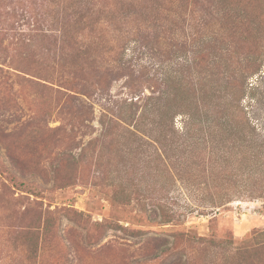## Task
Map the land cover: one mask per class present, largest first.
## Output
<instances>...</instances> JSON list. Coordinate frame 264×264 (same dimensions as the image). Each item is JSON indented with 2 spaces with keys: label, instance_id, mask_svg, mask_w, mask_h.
Instances as JSON below:
<instances>
[{
  "label": "rangeland",
  "instance_id": "rangeland-1",
  "mask_svg": "<svg viewBox=\"0 0 264 264\" xmlns=\"http://www.w3.org/2000/svg\"><path fill=\"white\" fill-rule=\"evenodd\" d=\"M193 17L207 18L197 45ZM0 59V264H242L243 249L264 260V0H0ZM200 88L221 109L217 129L172 117ZM65 92L93 119L71 120Z\"/></svg>",
  "mask_w": 264,
  "mask_h": 264
},
{
  "label": "trees",
  "instance_id": "trees-1",
  "mask_svg": "<svg viewBox=\"0 0 264 264\" xmlns=\"http://www.w3.org/2000/svg\"><path fill=\"white\" fill-rule=\"evenodd\" d=\"M187 1H188V4L192 5V7H195L196 4H199V0H187ZM190 17H191V15H190ZM204 22H207V18L196 19L193 17L192 24L189 25L190 27L194 28V32L192 33V38H194V44H196V45L198 43V41H197L198 35H201V32H199V29L202 30V32L205 31V26L203 25ZM191 31H192V29H191ZM243 34L247 35L246 32ZM44 35H48V31ZM246 37H248V36H246ZM81 47H82V50L85 53H87L91 49L92 45H91V43H89V44H86L85 48L83 46H81ZM124 47L122 48V54L125 53V51H126V48L124 49ZM201 55H202V49L194 48V52H193V56H192V59H193L192 62L194 63V65H196L198 63V61H200ZM0 61H1V59H0ZM9 68H11V67H9ZM260 68H261V65H260V63H258V61L256 59L251 60V61H247L244 64V66L242 68L243 80L240 82H236L235 83L236 85L233 84L234 87L237 88V92L239 94V97L237 98V100H235L234 103H231L232 104L231 109H230V111H232L231 116L232 115L236 116L237 113H243V109H242L240 103H241V100L243 99V97L245 96L246 91H247V88L245 85L246 81H247L248 77L258 73ZM11 69H13V68H11ZM16 71H17V69H16ZM8 73H10V72H6L3 68L0 67V84L3 83L2 79H10L9 77H5V74H8ZM13 75H15V78H17V80L20 79V80H24V81H30L31 84H39V85L41 84L37 81L26 78V77L21 76L19 74H13ZM12 82H16V81L12 80ZM16 83H19V82H16ZM41 85H44V84H41ZM52 90H54V89H52ZM55 91H57L59 93L62 92V91H60V90L58 91L56 89H55ZM75 94L76 93H74V94H70L68 92L63 93L65 100H63V102H62L63 103L62 104V110H64L66 112V114L68 115V117L71 118V120H76V121H79L82 124H84L85 121H90L93 119V111H92L93 108L86 101L79 99L78 96H76ZM85 97L89 99V97H87L86 95H85ZM188 103H190V102H185L183 104L184 107H182V108H180V105H178L179 106L178 110L176 112H173V115H172L173 119L177 115L183 114L186 117H188L187 119H188L189 123H193V122L198 123L199 122L201 130H203V128H204L205 121L206 120L208 121V119H212L213 128L217 129L218 121L220 119H222L219 116V113H221V109L218 110V107H219L218 103L215 104V102H212L211 100H209V97L207 96V92L205 91V89L200 88L198 90V95H197L195 101L193 102V107H192V105H189ZM202 108H204V111ZM201 112L205 113L204 115L206 118L202 119L196 115V113H201ZM215 121L217 122V125L215 124L216 123ZM197 123H196V127H199L197 125ZM52 132H62L63 134L66 135L67 131L65 130L64 127H61V128L54 129ZM162 156H163V160L166 164L167 170L170 171V167L167 163V160H165V158L169 159L168 152L165 148H164ZM1 175L2 174H0V178H1ZM56 180H57V178H56ZM60 180H62V182L64 184H67V185L74 183L73 176H70V175H68V176L66 175L63 178H60ZM13 183L15 184L16 187H18V189H20L21 186L19 184H16L15 182H13ZM262 186H264V184ZM260 191H261L260 194L264 195V187H261ZM34 203L36 205H39V203H37V202H34ZM74 213H75V216L80 218V219L78 218V221L84 220L85 215L83 212L75 211ZM161 213H162L161 222L164 225L170 224L173 221V216L168 211H166L163 207H161ZM54 214H57V212L52 211V210H49L47 212V216H44V214H42V212H39V215L42 217L41 222H43V221L44 222L42 224H40V227H38V231L34 233V235H33L34 237H32L30 240V242H31L30 245H32L33 248L39 250V244L41 242V237H46L47 234L49 233V231H50V222L49 221L51 220V218ZM68 216H69V214H68ZM86 221L87 222L83 221V222H78V223L79 224L84 223L85 226H87L89 224L88 232H91L92 228L94 226H96V224H93L88 219H86ZM118 228H120V226H118ZM178 235H180V233H178ZM262 235L264 236V232H262ZM198 242L200 244L203 243V245L206 244L205 246L217 247V248L222 247L224 244L223 242L217 243L213 240H207L205 238H199ZM263 249H264V245H263ZM256 254L257 253H255V251L253 253V251H250L249 249H243V250H240L238 252V256H240L239 259L242 261V264H264V260H259V258H257L256 256H253ZM255 257H256V259H255ZM178 264H188V263L187 262H184V263L179 262Z\"/></svg>",
  "mask_w": 264,
  "mask_h": 264
}]
</instances>
